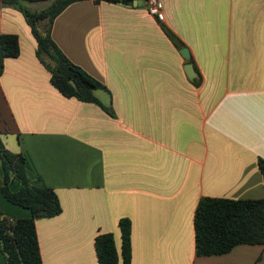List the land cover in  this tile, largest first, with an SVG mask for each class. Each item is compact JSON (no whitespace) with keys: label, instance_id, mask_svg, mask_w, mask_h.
<instances>
[{"label":"crops","instance_id":"1","mask_svg":"<svg viewBox=\"0 0 264 264\" xmlns=\"http://www.w3.org/2000/svg\"><path fill=\"white\" fill-rule=\"evenodd\" d=\"M160 1L161 22L143 0H85L52 23L58 48L106 86L93 93L110 113L61 95L21 12L0 4V34L20 45L0 74L1 140L62 209L36 221L42 264H97L94 237L110 232L119 246L121 218L131 264H264L262 245L197 256L193 227L204 197L264 198V0ZM2 182L0 164V218L29 217Z\"/></svg>","mask_w":264,"mask_h":264},{"label":"trees","instance_id":"2","mask_svg":"<svg viewBox=\"0 0 264 264\" xmlns=\"http://www.w3.org/2000/svg\"><path fill=\"white\" fill-rule=\"evenodd\" d=\"M42 0H0L3 7H13L21 12L35 40V54L49 72L51 85L64 97L93 103L110 113L94 95L96 89L106 86L77 64L69 60L58 48L51 36L54 19L70 4L85 0H51L40 11H30L25 2ZM95 4L129 3L131 0H92ZM45 23L41 28V24ZM40 26V27H39ZM168 36L172 32L163 27ZM20 54L19 37L13 33L0 34V74L5 59L17 58ZM0 164L3 173L1 192L10 203L29 210L27 218H0V247L5 264H42L36 221L51 218L61 213L59 198L51 187L35 186L27 175L26 160L20 153L5 148L0 131ZM257 166L263 177L264 159ZM17 184L16 190L10 184ZM194 244L197 256L228 253L238 245L264 246V198L226 199L204 197L199 200L193 215ZM120 244L116 245L110 232L94 237L93 246L97 264H131V221H118Z\"/></svg>","mask_w":264,"mask_h":264},{"label":"built area","instance_id":"3","mask_svg":"<svg viewBox=\"0 0 264 264\" xmlns=\"http://www.w3.org/2000/svg\"><path fill=\"white\" fill-rule=\"evenodd\" d=\"M146 10L151 16L156 18L158 21L161 22L164 20L163 4L160 0H147ZM9 221L12 222L13 219L9 218Z\"/></svg>","mask_w":264,"mask_h":264},{"label":"water","instance_id":"4","mask_svg":"<svg viewBox=\"0 0 264 264\" xmlns=\"http://www.w3.org/2000/svg\"><path fill=\"white\" fill-rule=\"evenodd\" d=\"M143 1L146 2V0H143ZM117 3L121 4V5L128 6V7L140 6V5H142V0H131L129 3H123V2H117ZM180 53L186 60L190 59V54H189V50H188L187 47L181 48L180 49ZM184 69H185V72H186L187 76L189 78H192L191 74L194 73V72H193V68H192L191 63H187Z\"/></svg>","mask_w":264,"mask_h":264},{"label":"rangeland","instance_id":"5","mask_svg":"<svg viewBox=\"0 0 264 264\" xmlns=\"http://www.w3.org/2000/svg\"><path fill=\"white\" fill-rule=\"evenodd\" d=\"M51 0H42V1H35V2H25L24 5L30 10V11H40L42 9H45L49 4ZM5 9H11L14 11H18L16 8L13 7H4ZM45 23L41 24V28L43 27ZM40 27V26H39Z\"/></svg>","mask_w":264,"mask_h":264}]
</instances>
